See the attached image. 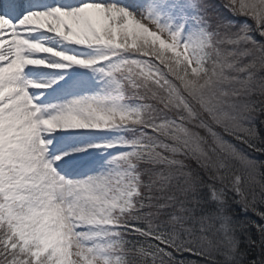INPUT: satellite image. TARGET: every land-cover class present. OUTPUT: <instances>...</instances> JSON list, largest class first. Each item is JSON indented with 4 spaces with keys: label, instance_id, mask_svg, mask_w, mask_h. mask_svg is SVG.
Masks as SVG:
<instances>
[{
    "label": "snow or ice",
    "instance_id": "snow-or-ice-1",
    "mask_svg": "<svg viewBox=\"0 0 264 264\" xmlns=\"http://www.w3.org/2000/svg\"><path fill=\"white\" fill-rule=\"evenodd\" d=\"M30 67L102 87L45 105L35 90L65 77ZM68 130L118 133L88 147L119 151L68 179L47 156ZM262 130L264 0H0V264H264V223L231 210L264 221Z\"/></svg>",
    "mask_w": 264,
    "mask_h": 264
},
{
    "label": "rangeland",
    "instance_id": "rangeland-1",
    "mask_svg": "<svg viewBox=\"0 0 264 264\" xmlns=\"http://www.w3.org/2000/svg\"><path fill=\"white\" fill-rule=\"evenodd\" d=\"M120 2L126 5L127 4H140L142 0H120ZM180 10L181 8H176L172 14L175 16H180L182 13V10L181 11ZM192 29H193V23L190 22L188 25V28L186 29V32L190 33ZM61 75H64L65 77L64 80L59 82V84H62L64 93H59L58 90L60 88L52 87L54 91H58L59 95L50 104L63 103L69 99L82 97V96H94L100 91L102 87V82L100 80V77L87 69L73 68L70 70H63L55 74L54 76L56 79H58V77ZM89 131H91L89 138L84 140V148L88 149L87 150L88 157L87 159L82 161V164L84 166L83 165L80 166L73 175H70L69 173L63 175L68 179L84 178L80 174L83 173V169L88 165H90L89 171L91 175L98 174L99 172L105 170L107 162L114 155H116L119 151V149L105 150L102 148H95V147H88V146L95 145V144H105V143L111 142L115 140L120 134L114 133V132H96L93 130H89ZM60 132H64V131H60ZM52 145L53 144L51 143L50 146ZM53 148L55 149L54 155H50L49 152L47 153L48 158L52 161H54L55 157L59 155L58 149L56 147H53ZM74 168H76V165L73 164L71 166V170H74ZM57 171L60 174H62V172H65L61 168H57Z\"/></svg>",
    "mask_w": 264,
    "mask_h": 264
},
{
    "label": "bare ground",
    "instance_id": "bare-ground-1",
    "mask_svg": "<svg viewBox=\"0 0 264 264\" xmlns=\"http://www.w3.org/2000/svg\"><path fill=\"white\" fill-rule=\"evenodd\" d=\"M58 2L62 3L63 0H59ZM61 71L62 70L30 67L27 70V78L37 82L50 81L52 79H56L54 75ZM52 87L60 88L58 90L59 93H64L62 84L57 83ZM52 87L47 89L35 90L38 92L39 99L43 101L45 105H49L50 103H52L59 95L58 91H54ZM90 134L91 131L89 130H68L64 132H57L50 136L53 144L52 147L54 146L58 149L59 155H62L65 152L73 153L71 157H66L63 161L57 162L54 160V166L65 171L62 172L61 175H65L67 173L73 175L78 170V168L83 165L82 161L87 159L88 152L86 151L77 153L74 152V149L84 147V140L89 138ZM73 164L76 165V168H74V170H71V166ZM89 169L90 165L86 166L83 169V173L80 175L84 178L91 175Z\"/></svg>",
    "mask_w": 264,
    "mask_h": 264
},
{
    "label": "trees",
    "instance_id": "trees-1",
    "mask_svg": "<svg viewBox=\"0 0 264 264\" xmlns=\"http://www.w3.org/2000/svg\"><path fill=\"white\" fill-rule=\"evenodd\" d=\"M187 14L196 15V13L192 11L191 9L187 11ZM246 22H247V19L244 17H232L231 18V23H233L234 25L240 26ZM261 134L264 135V130H262ZM251 155L253 156L254 159L264 161V155L256 154V153H251ZM231 210L235 213L233 218L237 222L249 221L253 223H264V221H261L259 217L255 216L253 213L245 212L243 208H241L239 205H233ZM245 231L249 234L246 235L245 232L242 231L238 234V238L240 239L241 247L247 249L250 236L254 239H258V237L255 234L254 228H248ZM259 255H260V250L255 248V246L253 245L249 258L255 259ZM185 264H198V258H190L185 261Z\"/></svg>",
    "mask_w": 264,
    "mask_h": 264
}]
</instances>
